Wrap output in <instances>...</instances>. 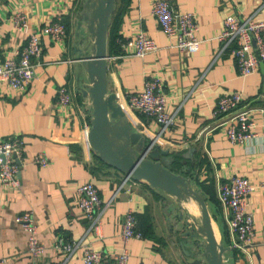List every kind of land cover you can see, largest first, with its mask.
I'll return each instance as SVG.
<instances>
[{
    "label": "crops",
    "instance_id": "obj_1",
    "mask_svg": "<svg viewBox=\"0 0 264 264\" xmlns=\"http://www.w3.org/2000/svg\"><path fill=\"white\" fill-rule=\"evenodd\" d=\"M84 1L0 0V60L16 54L27 30L48 22L56 12L66 22L64 39L42 35L43 51L26 88L0 79V135L18 133L24 141L20 184H0V258H5V264H83V246L89 244L106 252L126 247L127 264H205L202 236L195 227L200 219L198 202L195 209L187 203L191 197L178 198L146 179L123 181L125 173L103 162L89 142L93 105L86 89L91 81L81 57L92 38L83 16ZM171 2L195 13L202 38L199 48L188 51L175 45L176 36L168 35L152 13V0H116L110 41V24L108 28L109 90L117 93L116 101L123 104L139 138L154 139L150 150L158 158L172 159L178 152L180 168L189 172L196 188L211 184L219 202L201 191L217 237L227 245L224 258L232 264H264V63L242 74L229 45L218 35L229 13L264 18V0ZM16 11L27 15L26 28L14 24ZM140 29L154 37L159 47L143 56L124 53L117 36H133ZM148 77L163 82L169 93L167 108L176 113L174 123L162 132L156 119L127 104L128 95L141 89ZM64 84L71 92L68 103L59 100V87ZM235 90L242 92L241 105L251 108L254 121L255 134L246 142L232 141L220 124L227 115L213 113L218 98ZM37 152H45L49 162L34 161ZM235 173L246 174L255 185L248 206L257 242L246 250L231 244L228 211L219 198V184ZM86 180L99 188L98 227L91 225L78 204L77 185ZM128 207L143 214L140 228L146 233L125 241L121 229ZM26 209L33 211L38 236L45 244L40 254L30 252L28 232L15 218ZM59 234L77 240L70 254L55 248Z\"/></svg>",
    "mask_w": 264,
    "mask_h": 264
},
{
    "label": "built area",
    "instance_id": "obj_2",
    "mask_svg": "<svg viewBox=\"0 0 264 264\" xmlns=\"http://www.w3.org/2000/svg\"><path fill=\"white\" fill-rule=\"evenodd\" d=\"M151 11L163 30L170 36H176L175 45L180 49L192 51L199 48L202 38L198 34L199 22L192 10L177 8L171 0H152ZM12 18L17 27L26 28L27 15L24 12L16 11ZM43 34H48L53 39H64L66 22L61 12H56L43 25L27 30L26 41L17 48L16 54L6 55L0 60L1 80L7 81L15 88H26L35 74L36 63L43 51ZM218 35L226 46L229 45L242 74L253 72L260 63H264V18L229 13L225 16L222 30ZM118 41L124 53L139 56L159 47L155 38L145 29H140L133 36L121 35ZM168 99L169 93L165 90L163 82L158 77H148L141 89L128 95L127 104L156 119L162 125L160 130L162 132L165 127L174 123L176 116L174 111L167 108ZM242 99L240 90L222 94L215 104L213 113L215 116L227 115L220 124L232 141L246 142L253 137L255 130L251 108L242 106ZM59 100L63 103L71 101V92L66 84L59 87ZM23 143V138L18 133L0 135V184L3 186L15 187L20 184L18 171L23 157ZM33 160L45 165L49 162V156L45 152H37ZM128 179L136 180L131 174H124L123 181ZM254 187L253 181L244 173H235L219 184V198L228 211L231 244L242 250L254 246L257 242L254 215L248 206V196ZM77 200L82 212L90 219L91 225L100 226L101 196L93 180H86L77 185ZM15 218L28 232L30 252L33 254L43 252L45 244L38 236V223L33 211L23 210ZM137 221L135 209L128 207L121 229L125 241L132 236L144 235L137 227ZM77 244L76 239L63 234H59L54 241L55 248L67 254H70ZM128 254L126 247L106 252L85 244L83 264H109V258L112 259V264H127ZM0 264H5V258H0Z\"/></svg>",
    "mask_w": 264,
    "mask_h": 264
},
{
    "label": "water",
    "instance_id": "obj_3",
    "mask_svg": "<svg viewBox=\"0 0 264 264\" xmlns=\"http://www.w3.org/2000/svg\"><path fill=\"white\" fill-rule=\"evenodd\" d=\"M116 0H85L83 3L87 29L92 41L81 57L88 71L90 85L86 92L92 98L93 117L88 139L109 164L131 174L135 179H146L152 185L161 187L178 198L192 197L200 207V220L196 231L201 234L205 264H232L224 258L227 245L216 234L213 217L202 191L196 188L191 178L175 171L150 150L153 140L144 142L138 132L132 129L125 117V110L116 101L117 93L109 90L108 70V28ZM166 153L167 150L163 149Z\"/></svg>",
    "mask_w": 264,
    "mask_h": 264
},
{
    "label": "trees",
    "instance_id": "obj_4",
    "mask_svg": "<svg viewBox=\"0 0 264 264\" xmlns=\"http://www.w3.org/2000/svg\"><path fill=\"white\" fill-rule=\"evenodd\" d=\"M115 8H116V5H115ZM64 20H65V18H64ZM111 26V29H110V32H109V41H110V39H111V35H112V33H114L115 32V30H114V28H113V26H114V23L111 21V24H110ZM118 34V33H117ZM117 36V35H116ZM115 36V37H116ZM120 35H118L117 36V38L119 37ZM114 39V38H113ZM117 41H118V39H117ZM118 43H119V46L121 45L120 44V42L118 41ZM100 156V155H99ZM182 156L180 155V154H178V152H175L174 153V155H173V158L172 159H170L169 161H167V160H165V161H167V163H166V165L167 166H169L171 169H173V170H175V171H180V172H182V173H184V174H186L187 175V173H189L187 170H185V169H182V168H180V165L179 164H181L180 163V158H181ZM100 158L103 160V162H105V160L102 158V156H100ZM185 170V171H184ZM138 180V179H137ZM199 188H201V190L205 193V195H206V198L207 199H213L214 201H218L219 202V200H218V198L216 197V195H215V193H214V190H213V188H212V186H211V184H209V183H204L203 185L201 184V185H199L198 186ZM135 213H136V216H137V218H138V221H137V227L139 228V229H141V228H143V222H144V217H143V214L142 213H139V212H136L135 211ZM141 227V228H140ZM142 231H143V234H145L146 233V231H145V229H141ZM224 241V240H223Z\"/></svg>",
    "mask_w": 264,
    "mask_h": 264
},
{
    "label": "bare ground",
    "instance_id": "obj_5",
    "mask_svg": "<svg viewBox=\"0 0 264 264\" xmlns=\"http://www.w3.org/2000/svg\"><path fill=\"white\" fill-rule=\"evenodd\" d=\"M187 203H189V205H194L193 207L196 209V207L198 206V204H197V201L194 199V198H192L191 197V199L189 200V202H187ZM216 228V227H215Z\"/></svg>",
    "mask_w": 264,
    "mask_h": 264
},
{
    "label": "rangeland",
    "instance_id": "obj_6",
    "mask_svg": "<svg viewBox=\"0 0 264 264\" xmlns=\"http://www.w3.org/2000/svg\"><path fill=\"white\" fill-rule=\"evenodd\" d=\"M197 212V211H196ZM200 219H198L197 221H199Z\"/></svg>",
    "mask_w": 264,
    "mask_h": 264
}]
</instances>
